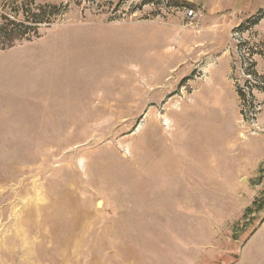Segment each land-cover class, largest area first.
Segmentation results:
<instances>
[{
    "label": "rangeland",
    "instance_id": "obj_1",
    "mask_svg": "<svg viewBox=\"0 0 264 264\" xmlns=\"http://www.w3.org/2000/svg\"><path fill=\"white\" fill-rule=\"evenodd\" d=\"M193 1L0 0V264H264V7Z\"/></svg>",
    "mask_w": 264,
    "mask_h": 264
},
{
    "label": "crops",
    "instance_id": "obj_2",
    "mask_svg": "<svg viewBox=\"0 0 264 264\" xmlns=\"http://www.w3.org/2000/svg\"><path fill=\"white\" fill-rule=\"evenodd\" d=\"M182 2L183 0H174ZM199 5H189L201 8L203 16L200 19V33L208 36L211 45L226 39L228 30L239 22L237 18L243 11L248 10L255 0H194ZM264 7V0H257V5ZM212 48H216V45Z\"/></svg>",
    "mask_w": 264,
    "mask_h": 264
},
{
    "label": "built area",
    "instance_id": "obj_3",
    "mask_svg": "<svg viewBox=\"0 0 264 264\" xmlns=\"http://www.w3.org/2000/svg\"><path fill=\"white\" fill-rule=\"evenodd\" d=\"M163 5L171 4L172 0H160ZM185 10V19L187 26H196L199 19L203 16V11L198 7H183ZM236 32V31H234ZM255 116V114H254Z\"/></svg>",
    "mask_w": 264,
    "mask_h": 264
},
{
    "label": "trees",
    "instance_id": "obj_4",
    "mask_svg": "<svg viewBox=\"0 0 264 264\" xmlns=\"http://www.w3.org/2000/svg\"><path fill=\"white\" fill-rule=\"evenodd\" d=\"M172 1L175 2L174 0H172ZM181 3H182V2H181ZM181 5H183V3H182ZM18 14H19V12H18ZM15 18L17 19V18H19V16H18V17L16 16ZM9 22H10L11 25H12V23H16V22H12V20H10ZM14 28H17V26H14ZM12 34H13V36L10 37L11 34H7V33H5V34L3 35V37H6L5 39H6L7 41H8V40H12V39H14L15 37H17L16 39H20V38H24L25 35L28 34V32H25V30H22V28H20V29H13ZM30 37H31V36H30Z\"/></svg>",
    "mask_w": 264,
    "mask_h": 264
}]
</instances>
